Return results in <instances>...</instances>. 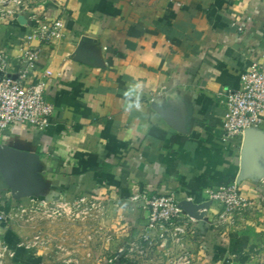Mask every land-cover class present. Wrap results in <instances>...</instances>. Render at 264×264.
Masks as SVG:
<instances>
[{
    "label": "crops",
    "instance_id": "obj_1",
    "mask_svg": "<svg viewBox=\"0 0 264 264\" xmlns=\"http://www.w3.org/2000/svg\"><path fill=\"white\" fill-rule=\"evenodd\" d=\"M23 2L0 19V48L12 68L20 47L39 49L27 80L44 84L53 112L43 131L15 125L0 134L2 165L17 181L13 191L0 173V213L103 200L123 207L136 239L148 210L131 198L169 194L204 205L193 227L198 262L264 264V177L239 183L250 206L232 224L206 196L239 175L242 136H224L223 95L264 62V0ZM57 20L61 37L26 44ZM14 237L15 226L0 221V241Z\"/></svg>",
    "mask_w": 264,
    "mask_h": 264
},
{
    "label": "built area",
    "instance_id": "obj_2",
    "mask_svg": "<svg viewBox=\"0 0 264 264\" xmlns=\"http://www.w3.org/2000/svg\"><path fill=\"white\" fill-rule=\"evenodd\" d=\"M23 4V0H0V19L13 18ZM61 28L62 23L57 20L52 25L39 28L36 32L25 36L24 39L26 44L37 37L42 42H50L54 38L61 37ZM39 54L37 47L30 45L20 47L17 65L12 68L10 54L5 48H0V134L15 125H26L43 131L50 124L53 107L44 98V84L27 80L36 67ZM223 96L225 113L222 119V131L225 137H241L246 129L258 128L264 122V62L249 64L240 75L239 87L226 92ZM206 196L207 200L220 205L221 222L227 221L232 224L234 217L241 215L250 206L248 200L241 194L236 180L207 190ZM131 200L142 201L148 210L145 233L141 235L142 241L146 243L157 236L161 240L166 237H180L176 240L180 241L189 233L188 228L192 227V224H199L204 218L205 208L197 210L199 218L192 216L186 212L182 201L169 194L150 198H146L145 195H135ZM33 204L36 205L35 207L48 209L53 215H61L79 210L84 206L85 199L78 198L72 202L41 200ZM10 212L0 213V221L5 222ZM131 245L132 251L133 248L135 251L139 249L137 242ZM17 251L18 247L11 248L0 241V258H13ZM191 262V255L188 251H183L173 259L172 264H191Z\"/></svg>",
    "mask_w": 264,
    "mask_h": 264
},
{
    "label": "rangeland",
    "instance_id": "obj_3",
    "mask_svg": "<svg viewBox=\"0 0 264 264\" xmlns=\"http://www.w3.org/2000/svg\"><path fill=\"white\" fill-rule=\"evenodd\" d=\"M105 203L85 199L82 208L61 215L35 204L14 208L5 224L15 226V237L5 243L18 251L13 258H0V264H172L183 251L191 255V264H201L193 238L195 224L180 241L157 236L146 243L141 236L134 239L133 223L119 211L123 207ZM135 242L139 249L132 251Z\"/></svg>",
    "mask_w": 264,
    "mask_h": 264
},
{
    "label": "water",
    "instance_id": "obj_4",
    "mask_svg": "<svg viewBox=\"0 0 264 264\" xmlns=\"http://www.w3.org/2000/svg\"><path fill=\"white\" fill-rule=\"evenodd\" d=\"M2 158L0 157V173L5 183L15 191L17 181L5 171ZM247 175L264 177V134L258 128L246 129L242 136L240 171L236 182L239 184ZM182 205L187 213L198 218L200 216L197 215V210L204 208V205H193L191 201H183Z\"/></svg>",
    "mask_w": 264,
    "mask_h": 264
},
{
    "label": "clouds",
    "instance_id": "obj_5",
    "mask_svg": "<svg viewBox=\"0 0 264 264\" xmlns=\"http://www.w3.org/2000/svg\"><path fill=\"white\" fill-rule=\"evenodd\" d=\"M137 87H139V85H137Z\"/></svg>",
    "mask_w": 264,
    "mask_h": 264
}]
</instances>
